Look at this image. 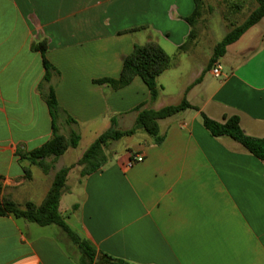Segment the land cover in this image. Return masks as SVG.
<instances>
[{
    "label": "crops",
    "instance_id": "obj_1",
    "mask_svg": "<svg viewBox=\"0 0 264 264\" xmlns=\"http://www.w3.org/2000/svg\"><path fill=\"white\" fill-rule=\"evenodd\" d=\"M193 8V0H0V182L17 191L15 201L20 194L39 204L49 186L38 201L27 197L37 186L25 178L28 162L19 152L39 147L53 128L78 134L77 146L55 160L58 170L75 164L111 118L127 130L136 106L157 110L185 98L197 109L158 120L160 143L138 129L98 170H69L66 185L72 174L69 183L80 192L69 204L62 193L59 212L98 251L130 264H264V161L229 136H212L201 119L235 115L245 134L264 137V35L241 44L216 80L195 82L203 75L200 61L181 79V63L192 60L179 48L190 30L183 18ZM43 39L56 69L49 84L42 82V55L31 48ZM147 41L170 56L156 78L155 100L138 76L118 89L100 82L117 78L134 44ZM165 46L181 55L172 57ZM48 85L60 107L54 118L43 99ZM86 137L88 145L64 165L61 157ZM132 153L143 161L126 166ZM79 256L58 226L0 216V264H79Z\"/></svg>",
    "mask_w": 264,
    "mask_h": 264
},
{
    "label": "trees",
    "instance_id": "obj_2",
    "mask_svg": "<svg viewBox=\"0 0 264 264\" xmlns=\"http://www.w3.org/2000/svg\"><path fill=\"white\" fill-rule=\"evenodd\" d=\"M256 6L249 13L247 18L237 25H233L229 31L218 41L212 50L206 68L203 72L211 69L214 63L225 54L226 47L237 41L250 27L257 24L264 17V0H255ZM194 8L192 13L183 19L190 26L189 33L185 41L179 46L185 49L190 40L196 37L197 23L202 15L204 0H193ZM236 9L241 7L240 2L232 4ZM31 48L37 50L42 55L44 74L43 84H49L52 74L56 69L46 60L47 41L45 39L32 43ZM170 66V56L155 41H147L143 44H134L131 52L123 58L120 74L117 78H104L100 82L107 83L111 87L118 89L129 84L136 76L140 77L149 90L150 100H155L158 94L156 78ZM202 76V75H201ZM201 76L195 82L201 79ZM43 99L47 104L51 117L54 118L60 109L54 89L48 85ZM187 108L197 109L185 98L178 104L166 105L157 110L142 108V104L135 107L137 111L135 124L127 130L116 128L115 120L111 118V126L100 133L83 151L79 159L70 166H64L55 171L51 184L39 204L31 201L18 203L11 195L0 194V216L12 215L16 218L24 219L39 226L56 225L76 245L80 256L79 264H130L129 262L112 257L106 253L98 251L85 238H81L65 222L64 217L59 212V200L65 189L67 175L74 166L80 167L79 173L85 176L103 167L108 159L105 148L111 141L119 140L126 136L133 135L140 129L149 135L155 143L163 140V135L159 133L158 120L172 116ZM204 127L212 136H229L240 143L249 153L264 161V137H253L245 134L239 125V118L235 115L226 116L223 121H217L201 113ZM52 127L54 123L52 121ZM79 135L72 133L64 136L57 133L53 128L52 136L39 147L27 152H19L20 161L28 162L22 165L26 179L32 176L31 166H36L43 173H48L52 168V163L70 147H76L79 142ZM48 158L50 160L48 161ZM1 179V177H0ZM2 184L0 182V192Z\"/></svg>",
    "mask_w": 264,
    "mask_h": 264
},
{
    "label": "rangeland",
    "instance_id": "obj_3",
    "mask_svg": "<svg viewBox=\"0 0 264 264\" xmlns=\"http://www.w3.org/2000/svg\"><path fill=\"white\" fill-rule=\"evenodd\" d=\"M240 2L242 5L239 9H236L232 4ZM256 6L255 0H204V7L202 11V15L197 23L196 28V37L195 41L190 40L185 48L186 53H182V55H186L191 57L190 64L183 60L181 63V70L182 73L180 74L181 79L185 77L187 74L190 65V70L197 69L199 65V61L202 63L203 68L205 69L208 63V55L211 56L212 50L214 45L221 40V38L225 35L227 31L230 30V28L233 25H237L241 23L243 20L247 18L249 13L252 11V9ZM264 35V18L261 19L250 31V33H247L246 35L242 36L240 40L236 43H234L232 46L229 47V53L224 57L219 59V65L221 66V72L222 69H226L229 67V62L236 61V58L234 56V52L237 51L238 47L243 44L252 46L251 44V37L256 35ZM253 44H256V42H253ZM166 51L168 53H174L172 57L178 58L176 55H181L180 52L177 54L176 50H172V48L165 46ZM233 54V55H232ZM210 58V57H209ZM201 78L208 79V80H216L213 78V75L209 71L203 72V75ZM217 78V77H216ZM180 79V80H181ZM179 81V80H178ZM178 83V82H177ZM175 83V84H177ZM133 140L132 137L126 136L124 138H121L116 141H111L110 144H108L105 148L106 154L112 153L114 150L119 151L122 150L123 147L127 144H129ZM87 144V137L83 139V142L80 144V146L71 151L70 155L61 157L63 161L62 163L64 165H67L70 160H72L73 156L75 154L80 153L81 149L83 147H86ZM63 156V155H62ZM50 158H48V161ZM55 161L52 163V168L49 170L48 173H42L40 169L37 167H32V183L35 184L37 187L34 191H31L32 194L30 197L32 199H35L38 201L40 199L41 195L43 194V191L47 189L48 186H50L51 181L53 179L55 171H57V165H54ZM72 169V168H71ZM70 169V170H71ZM80 169V167H79ZM43 174V175H42ZM74 175H70L67 185L65 186V189L63 191V201L69 202L75 199H78V194L80 192V187L73 184L70 185V180H72ZM70 188V192L69 188ZM72 190V191H71ZM16 192L9 191L7 189L1 190L0 194H8L12 197L16 195ZM17 202L23 203V199L21 198V195L18 194L17 196ZM26 200L29 198H25ZM67 214L63 213V216ZM66 217V216H65ZM68 221V220H66ZM75 218L70 220V222L74 225L75 224Z\"/></svg>",
    "mask_w": 264,
    "mask_h": 264
},
{
    "label": "built area",
    "instance_id": "obj_4",
    "mask_svg": "<svg viewBox=\"0 0 264 264\" xmlns=\"http://www.w3.org/2000/svg\"><path fill=\"white\" fill-rule=\"evenodd\" d=\"M210 72L213 76L217 78L221 77L222 75L221 66L219 65L218 62L214 63L213 67L210 69ZM142 161H143V156L141 154L132 153L126 162V166H131L135 163H139Z\"/></svg>",
    "mask_w": 264,
    "mask_h": 264
}]
</instances>
